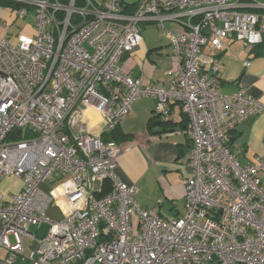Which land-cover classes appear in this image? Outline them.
Returning <instances> with one entry per match:
<instances>
[{"label": "built area", "instance_id": "1", "mask_svg": "<svg viewBox=\"0 0 264 264\" xmlns=\"http://www.w3.org/2000/svg\"><path fill=\"white\" fill-rule=\"evenodd\" d=\"M15 1L25 5L20 18L34 8L36 24L16 43L0 37V181L22 183L0 195V264H264V154L242 163L228 144L264 103L242 87L220 92L215 55L227 38L264 42V0H139L133 11L125 0ZM148 22L172 47L167 86H142L119 65ZM141 96L157 98L164 120L171 100L188 117L183 215L142 208L138 186L116 173L129 147L105 137Z\"/></svg>", "mask_w": 264, "mask_h": 264}, {"label": "crops", "instance_id": "2", "mask_svg": "<svg viewBox=\"0 0 264 264\" xmlns=\"http://www.w3.org/2000/svg\"><path fill=\"white\" fill-rule=\"evenodd\" d=\"M138 1L125 0L124 8L133 11ZM2 12L15 13L11 23L15 24L19 19L22 26L11 32L12 24L0 18V37L16 43L19 34L34 36L33 7H28V15L23 18L18 17V9L12 7L0 5ZM4 23L8 29L4 28ZM141 29V46L125 56L119 65L127 63L129 75L139 79L142 86H167L173 77L170 42L158 33L155 23H144ZM226 43L228 48L215 54L221 68L218 90L232 93L242 87L251 97L264 103V55H257L251 47H243L242 42L234 38H227ZM203 51L206 55L212 54L209 44ZM245 61L250 65L245 66ZM156 104V97L141 96L118 126L120 143L129 149L118 158L116 173L126 182L138 186L135 197L142 208L155 210L169 218L185 213L184 181L188 170L182 158L192 149V140L188 134L189 121L184 122L186 115L181 104L173 100L168 103L170 114L167 120L156 114ZM88 116L92 124L101 123L97 112L90 110ZM123 135L127 137H121ZM229 148L242 163L264 154V112L249 116L234 129ZM262 181L264 184V171ZM159 199L163 201L159 203Z\"/></svg>", "mask_w": 264, "mask_h": 264}, {"label": "rangeland", "instance_id": "3", "mask_svg": "<svg viewBox=\"0 0 264 264\" xmlns=\"http://www.w3.org/2000/svg\"><path fill=\"white\" fill-rule=\"evenodd\" d=\"M131 1H135V0H131ZM14 14L15 13H11V12L10 13L2 12V13H0V15H2V17H0V18L7 20L10 24H12L11 22L14 19ZM152 23H154V22H152ZM20 26H22V21L17 19L15 24L11 25L10 31L15 32V31H17V29ZM167 26L169 28L175 27L174 24H170V23L167 24ZM157 29H158V27H157ZM159 32H160V30L158 29V33ZM161 36H163V38L165 37L164 35H161ZM165 39H168V38L166 37ZM11 40H13V38H11ZM163 41H167V40H163ZM52 185L53 184H51V183L45 182V183L41 184V188L46 190V191H49V190H51ZM21 186H22L21 179L16 178L14 176H6L0 181V195H4L5 198H10V196H12V194L17 193L20 190ZM50 215L52 217H55V218L59 217L58 213L52 212ZM137 222H136V227H137ZM47 228H48V224L43 223L40 225L38 230H37V226H32L30 230L32 232H35L37 230L38 235L42 236L43 234L46 233ZM136 231H137V228H136ZM31 244H32L31 240L28 239L27 241H25V254L30 253V245ZM3 258H5V252H4V250H0V259H3Z\"/></svg>", "mask_w": 264, "mask_h": 264}, {"label": "trees", "instance_id": "4", "mask_svg": "<svg viewBox=\"0 0 264 264\" xmlns=\"http://www.w3.org/2000/svg\"><path fill=\"white\" fill-rule=\"evenodd\" d=\"M0 5L3 7H12L15 9H21L22 7H24L25 5L21 2L15 1V0H0ZM126 9V8H125ZM253 51H255V53L257 55H264V42H262L261 44L255 45L251 47ZM186 115V114H185ZM188 121V117L186 115V119H184V122ZM187 124V123H186ZM186 126V125H185ZM117 130V129H116ZM113 131L111 134L107 135L105 137L106 140H115L116 142L120 143V138L119 135L117 134V131ZM116 132V133H115ZM28 137L29 135L25 133V135H21V132L18 131L14 134V137ZM123 138H126L127 135H123L121 136ZM229 144V143H228Z\"/></svg>", "mask_w": 264, "mask_h": 264}]
</instances>
